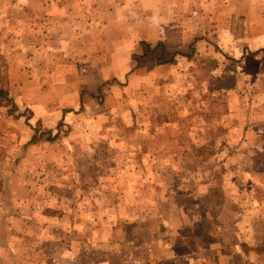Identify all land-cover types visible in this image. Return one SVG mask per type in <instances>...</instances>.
<instances>
[{"label":"rangeland","instance_id":"obj_1","mask_svg":"<svg viewBox=\"0 0 264 264\" xmlns=\"http://www.w3.org/2000/svg\"><path fill=\"white\" fill-rule=\"evenodd\" d=\"M0 264H264V0H0Z\"/></svg>","mask_w":264,"mask_h":264},{"label":"trees","instance_id":"obj_2","mask_svg":"<svg viewBox=\"0 0 264 264\" xmlns=\"http://www.w3.org/2000/svg\"><path fill=\"white\" fill-rule=\"evenodd\" d=\"M160 45H162V44L159 43V44H157L156 47H152L151 43L146 42V41H142V49H143V51H142V53H137L136 54V56L141 59L140 62L138 63V65H141V63L145 60L147 55L154 54L155 51L158 49V47H160ZM158 58H159V62H161V63H166V62L170 61L164 55V51L161 52V55ZM171 61H175V59L172 58Z\"/></svg>","mask_w":264,"mask_h":264}]
</instances>
